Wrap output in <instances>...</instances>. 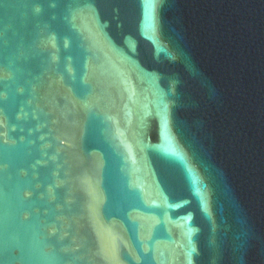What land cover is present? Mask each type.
I'll return each instance as SVG.
<instances>
[{
    "label": "water",
    "instance_id": "obj_1",
    "mask_svg": "<svg viewBox=\"0 0 264 264\" xmlns=\"http://www.w3.org/2000/svg\"><path fill=\"white\" fill-rule=\"evenodd\" d=\"M0 264H264V0H0Z\"/></svg>",
    "mask_w": 264,
    "mask_h": 264
}]
</instances>
